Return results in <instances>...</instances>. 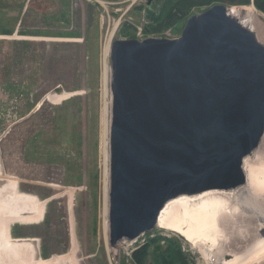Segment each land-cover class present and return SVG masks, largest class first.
I'll return each mask as SVG.
<instances>
[{
  "label": "rangeland",
  "instance_id": "obj_1",
  "mask_svg": "<svg viewBox=\"0 0 264 264\" xmlns=\"http://www.w3.org/2000/svg\"><path fill=\"white\" fill-rule=\"evenodd\" d=\"M177 1L0 0V179L49 199L40 223L11 229L15 238H36L41 258L72 251L76 264H214L215 257L206 263L183 237L156 227L111 246L108 173L102 228L103 125L109 130L111 108L109 56L106 88L101 80L102 46L110 34L111 42L177 38L191 15L208 8L173 13ZM214 4L252 7L264 24L252 0ZM56 87L68 95L57 104L47 98ZM259 145L253 152L264 166Z\"/></svg>",
  "mask_w": 264,
  "mask_h": 264
},
{
  "label": "water",
  "instance_id": "obj_2",
  "mask_svg": "<svg viewBox=\"0 0 264 264\" xmlns=\"http://www.w3.org/2000/svg\"><path fill=\"white\" fill-rule=\"evenodd\" d=\"M226 9L191 15L177 38L110 44L111 246L151 232L169 199L245 181L264 135V45Z\"/></svg>",
  "mask_w": 264,
  "mask_h": 264
},
{
  "label": "bare ground",
  "instance_id": "obj_3",
  "mask_svg": "<svg viewBox=\"0 0 264 264\" xmlns=\"http://www.w3.org/2000/svg\"><path fill=\"white\" fill-rule=\"evenodd\" d=\"M226 14L254 34L256 41L264 45V24L259 18L260 13L252 7H230L226 9ZM111 35L107 37L101 50L100 71L103 86H107L108 82L107 63ZM67 97L62 90L47 95L56 104ZM40 104L41 102L37 103L29 114L36 112ZM103 129L102 153L105 170L102 228L105 231L109 174V130L105 123ZM263 145L261 143L259 146L264 149ZM256 159L258 155L253 151L243 158L245 181L241 186L181 194L167 200L158 213L156 228L183 237L201 252L206 263L212 261L209 256H213L214 264H264V166L256 162ZM0 180L3 181L0 185V264H76L72 251L43 259L39 256L36 238L13 237L12 226L33 225L42 221L48 200L39 201L35 196L17 192L16 181ZM229 249L233 250V254L226 260L224 257Z\"/></svg>",
  "mask_w": 264,
  "mask_h": 264
},
{
  "label": "trees",
  "instance_id": "obj_4",
  "mask_svg": "<svg viewBox=\"0 0 264 264\" xmlns=\"http://www.w3.org/2000/svg\"><path fill=\"white\" fill-rule=\"evenodd\" d=\"M250 0H178L176 4L173 5L172 11L175 13V11H181V10H187L192 7L200 6V5H206V6H212L215 2H221V3H227V4H234V3H240L245 4L248 3ZM253 4L257 9H259L264 14V0H252ZM171 16V14H169ZM169 18L168 16L166 19Z\"/></svg>",
  "mask_w": 264,
  "mask_h": 264
},
{
  "label": "crops",
  "instance_id": "obj_5",
  "mask_svg": "<svg viewBox=\"0 0 264 264\" xmlns=\"http://www.w3.org/2000/svg\"><path fill=\"white\" fill-rule=\"evenodd\" d=\"M46 200H49V199H46ZM46 200H45V201H46ZM47 202H48V201H47ZM45 207H46V205H45ZM44 212H45V210H44ZM43 216H44V215H43Z\"/></svg>",
  "mask_w": 264,
  "mask_h": 264
},
{
  "label": "flooded vegetation",
  "instance_id": "obj_6",
  "mask_svg": "<svg viewBox=\"0 0 264 264\" xmlns=\"http://www.w3.org/2000/svg\"><path fill=\"white\" fill-rule=\"evenodd\" d=\"M151 1H152V0H151ZM150 3H151V2H150ZM150 3H149V4H150ZM149 4H148V5H149Z\"/></svg>",
  "mask_w": 264,
  "mask_h": 264
}]
</instances>
